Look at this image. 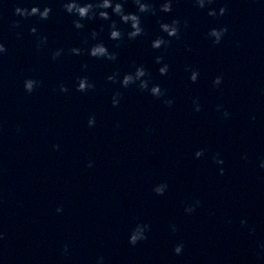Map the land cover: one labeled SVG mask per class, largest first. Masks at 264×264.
<instances>
[{
	"label": "water",
	"instance_id": "water-1",
	"mask_svg": "<svg viewBox=\"0 0 264 264\" xmlns=\"http://www.w3.org/2000/svg\"><path fill=\"white\" fill-rule=\"evenodd\" d=\"M67 2L0 0L7 49L0 53V264H264V0H212L204 8L171 0L170 12L161 11L168 0H141L153 9L145 13L134 0H112L140 17L135 39L112 8L80 20L65 11ZM16 7L51 12L46 20L21 17ZM211 9L218 14L209 16ZM173 20L178 37L160 28ZM113 22L119 40L110 38ZM223 27L215 44L208 32ZM157 38L168 44L154 49ZM96 44L116 59L92 57ZM140 66L148 90L139 80L123 87L124 75ZM115 74V82L107 79ZM217 76L222 83L214 86ZM85 77L94 87L77 91ZM26 79L40 82L30 94ZM154 85L165 95H151ZM217 153L223 164L214 162ZM160 184L163 195L153 190ZM137 225L149 226L147 239L133 246Z\"/></svg>",
	"mask_w": 264,
	"mask_h": 264
},
{
	"label": "clouds",
	"instance_id": "clouds-1",
	"mask_svg": "<svg viewBox=\"0 0 264 264\" xmlns=\"http://www.w3.org/2000/svg\"><path fill=\"white\" fill-rule=\"evenodd\" d=\"M135 4L138 6V11L140 13H145V12H150L153 11V9L151 8V6L147 3H142L141 0H134ZM196 4L200 7V8H204L206 6V4H211L212 0H195ZM65 11L69 14H75L77 15L80 20L83 19H93L96 16V12L94 11L95 9H109L112 8V12L118 16H120L121 21L124 23H130L131 29L132 31H130L128 33V37L129 39H135L137 36L141 35L143 33V29L140 25V17L136 14H125L124 9H123V5L121 3H115V5L113 6L112 4V0H102V2L93 4V3H87L83 6H81L77 0H70V2H67L63 5ZM99 11L98 15L100 18L102 19H109V13L107 11ZM172 10V5H171V0H168V2H165L161 5V11L163 12H170ZM51 12V9L48 7H45L42 11L38 8V7H32L30 10L27 8H21V7H16L15 8V14L19 15L21 17H26V16H39L41 19L46 20L49 17V14ZM226 12V8L225 7H221L219 9V15H224ZM154 14V12H153ZM218 13L215 9H211L208 12L209 16H216ZM80 20L74 21V26L77 29L82 28L84 25L82 23H80ZM180 21L179 20H173L171 24L168 23H161L160 24V28L163 32L167 33V35L169 37H178L179 35V25ZM16 25H14L15 27ZM185 26H187V22H185ZM111 32H110V38L113 40H119L121 39L122 33L116 28L115 22H113V24L111 25ZM36 28H32L31 32L34 34L36 33ZM228 31L227 27H223V28H213L208 32V36L213 38V42L215 44H219L223 38V36L225 35V33ZM93 37L95 38V36L97 35L95 32L92 33ZM46 37H43L40 39V41L37 43V47L39 48L41 46V44L46 42ZM168 41H165L163 38H157L154 41H152V47L154 49H159L161 48L162 45H167ZM7 51V49L5 48V46L3 44H0V53H5ZM71 52L73 54L79 55L81 53V50L79 48H72ZM89 54L92 57H96V58H107L108 60H115L116 59V54L115 53H109L108 49L103 45V44H96L95 46H93L90 50H89ZM61 55V51L58 50L56 52L53 53V59H56L57 57H59ZM162 60V57H157L156 58V62L160 63ZM86 67V65H85ZM159 72L161 75H166L168 72V65L165 64L164 66L159 68ZM116 75H112V76H108L107 79L109 81H113L115 82L116 80ZM146 75H148L145 71V69L143 68V66L137 67L136 71L134 74H126L123 77V80L121 81V84L123 87H128L130 84H134L136 81H140L139 87L141 90H148V84L149 81L148 80H144L142 79L143 77H145ZM199 76V72L198 71H191V75H190V80L195 83L198 79ZM222 83V77L217 76L214 81L213 84L214 86H219ZM40 84L39 81L33 80V79H26L24 81V88L25 91L27 93H31L33 92V90L38 87ZM94 85L89 83L87 78H80L78 80V87H77V91L80 92H85L91 88H93ZM60 91L61 92H67L68 89L66 86H64L63 84H61L60 86ZM150 93L151 95L160 98L162 96L165 95L164 91L161 90L159 85H154L151 87L150 89ZM119 97H120V93H116L113 98H112V104L113 106H117L119 104ZM164 103L168 106H171L173 101L172 100H165ZM194 104V110L196 112H199L201 110V106L199 104L198 100H194L193 101ZM222 108L221 105H217V111H220ZM229 113L225 110L223 111V116L224 117H228ZM253 119H255V117H253ZM95 116H90L88 119V126L89 127H93L95 125ZM54 150H58L59 149V145H53ZM204 154V150H198L195 152V156L197 158L201 157ZM219 154L217 153L216 156L213 157V160L216 164H223L224 161L222 159L218 158ZM246 158V157H245ZM88 167H92L93 163L91 161H89ZM261 168H264V160L261 161L260 164ZM220 174L223 175L224 174V169L221 168L220 169ZM167 188V184H160L157 185L153 190L155 191L156 194L158 195H163V193L165 192ZM199 201H196V205H199ZM56 211L62 212L63 209L58 207L56 209ZM185 211L188 213L194 212L195 211V207L193 206H188L185 208ZM246 223L245 221L241 222ZM149 226L148 225H137L129 238V243L133 246H135L139 241L141 240H145L147 239L145 232L146 230H148ZM172 230L176 231L175 226H172ZM184 245L182 243L177 244L174 248V252L176 254H180L183 250ZM65 253H67V245H65V249H64ZM102 261V257L100 258Z\"/></svg>",
	"mask_w": 264,
	"mask_h": 264
}]
</instances>
